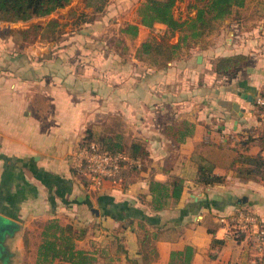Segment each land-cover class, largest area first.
Returning a JSON list of instances; mask_svg holds the SVG:
<instances>
[{
  "label": "crops",
  "instance_id": "1",
  "mask_svg": "<svg viewBox=\"0 0 264 264\" xmlns=\"http://www.w3.org/2000/svg\"><path fill=\"white\" fill-rule=\"evenodd\" d=\"M140 1L107 0L94 12L71 0L43 17L0 20V264H37L50 220L83 230L76 246L95 250L97 264L136 258L140 223L157 230L150 264H172L171 252L185 246L193 248L189 264H253L247 241L233 234V217L243 210L264 218V179L240 176L233 159L264 156L263 141L241 137L260 129L254 98L264 90V0L234 8L207 47H183L164 64L137 52L166 29L140 23ZM51 20L56 27L47 33ZM33 24L41 26L35 35ZM129 24L138 26L136 36L121 32ZM233 54L246 59L236 71L216 73L215 60ZM112 127L139 140L145 155L120 184L87 189L69 155L87 129L112 134ZM202 143H210L203 158L224 182L195 183ZM174 178L183 182L179 199L154 211L150 182ZM213 237L225 244L212 248Z\"/></svg>",
  "mask_w": 264,
  "mask_h": 264
},
{
  "label": "trees",
  "instance_id": "2",
  "mask_svg": "<svg viewBox=\"0 0 264 264\" xmlns=\"http://www.w3.org/2000/svg\"><path fill=\"white\" fill-rule=\"evenodd\" d=\"M107 0H84L87 6H91L94 12L103 11ZM181 0H144L137 7V15L140 23L146 27L152 28L155 23H162L166 26L163 33L151 36L143 42L138 48V54L150 56L160 61V64L171 60L178 51L183 47L186 49L192 46L205 48L209 41L207 37L216 32L222 20L227 18L236 7L244 5L245 0H192L189 7L195 10L193 17H186L181 20L173 15L175 3ZM71 0H0V20L7 22L27 21L34 17H43L53 11L68 5ZM94 17V16H92ZM56 22L51 20L46 25V32L52 33L55 29ZM39 24H33L29 27L32 34L40 30ZM122 33L136 36L138 26L129 24L122 28ZM22 34L25 32H21ZM178 34L177 41L171 42L172 37ZM246 56L243 54H233L230 56L219 57L214 62L216 73H228L236 71L245 61ZM257 110V120L259 117L260 107L255 104ZM113 133L108 131L107 134L94 132L87 129L83 138L79 141L78 146H86L90 143L97 144L102 151L110 154L117 152L126 153L136 159H141L145 155L143 145L139 140H130L126 149L122 148L123 136L116 133L113 127ZM244 136H246L244 138ZM242 141L257 140L264 142V132L258 130L256 135L252 131H246ZM210 143H202L197 148L202 159L197 166V175L195 183L204 186L219 184L224 182V177L215 174L212 162L203 158V153L208 150ZM141 161V160H140ZM233 162L239 164L236 172L245 178L259 177L264 179V156L235 155ZM123 172L122 176H124ZM82 185H84L81 180ZM182 180L174 178L170 182L151 181L149 191L151 194L150 205L154 211L164 209L170 203V200L177 201L182 192ZM143 217V216H142ZM148 225H153L151 217L142 218ZM130 222V221H129ZM131 223V222H130ZM141 234L138 239V249L136 258H127L126 264H150L158 258V251L155 246L157 230L139 224ZM210 233H214L213 228H208ZM119 233V230H118ZM116 234V252L123 250L121 236ZM236 239H245L244 232H236ZM83 236V230L79 233L74 231L69 224L61 225L56 220L48 221L42 231L41 243L37 248V264H97V255L95 250L89 251L77 248L76 241ZM225 244L223 239L212 238V248L220 247ZM247 241V245H248ZM248 249L250 246L248 245ZM101 255H105L101 251ZM193 254L191 246H185L182 251H173L170 255V263L189 264ZM107 257V256H106ZM210 257H215L210 253ZM176 260V261H174ZM255 264H260L256 262Z\"/></svg>",
  "mask_w": 264,
  "mask_h": 264
},
{
  "label": "built area",
  "instance_id": "3",
  "mask_svg": "<svg viewBox=\"0 0 264 264\" xmlns=\"http://www.w3.org/2000/svg\"><path fill=\"white\" fill-rule=\"evenodd\" d=\"M254 102L260 107L259 130L264 132V90L255 96ZM257 131L252 130L255 135ZM69 163L74 175L83 181L84 187L93 191L103 190L108 184H120L125 170L138 168L141 164L139 159L126 153L110 154L102 151L95 143L81 147L77 145L69 155ZM233 219V234L237 235L238 231L245 233V240L252 252L251 262L264 264V218L238 210Z\"/></svg>",
  "mask_w": 264,
  "mask_h": 264
},
{
  "label": "rangeland",
  "instance_id": "4",
  "mask_svg": "<svg viewBox=\"0 0 264 264\" xmlns=\"http://www.w3.org/2000/svg\"><path fill=\"white\" fill-rule=\"evenodd\" d=\"M144 0L140 1L138 4H137V7L139 6V4L141 2H143ZM192 2V0H181V1H177L175 3V6L173 7V15L175 18H180L181 20L185 19L186 17H193L194 14H195V10L190 8L189 5L190 3ZM246 4H248L249 2H254L253 0H245ZM137 9V8H136ZM132 13V11H131ZM136 15H137V11H135ZM138 16V15H137ZM158 34L159 32H154V34ZM177 34V33H175ZM176 36V35H175ZM116 128V126H114ZM108 133V129L104 131H102V134H107ZM129 142L130 140H125V139H122V142H121V146L123 149H126L129 145Z\"/></svg>",
  "mask_w": 264,
  "mask_h": 264
},
{
  "label": "water",
  "instance_id": "5",
  "mask_svg": "<svg viewBox=\"0 0 264 264\" xmlns=\"http://www.w3.org/2000/svg\"><path fill=\"white\" fill-rule=\"evenodd\" d=\"M139 21H140V20H139ZM245 98H248V99H250V100L252 99L251 97H247V96H245ZM233 108H234L235 111L238 112L239 115H241V113L239 112L238 105H237L236 103L233 104Z\"/></svg>",
  "mask_w": 264,
  "mask_h": 264
}]
</instances>
